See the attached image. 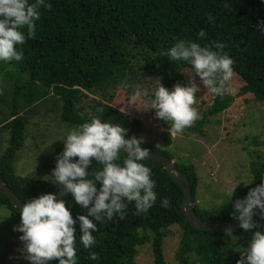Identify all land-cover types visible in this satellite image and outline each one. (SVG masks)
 <instances>
[{"label":"trees","instance_id":"1","mask_svg":"<svg viewBox=\"0 0 264 264\" xmlns=\"http://www.w3.org/2000/svg\"><path fill=\"white\" fill-rule=\"evenodd\" d=\"M187 47L201 55L200 68L186 58ZM139 50L152 57L148 68L160 77L161 92L150 98L160 107L166 130L162 147L140 140L141 120L111 104L110 90L137 75L133 58ZM187 67L216 85L229 68L244 84L236 95L217 93L201 119L183 122L170 116V98L173 86L198 95L183 75ZM9 81L8 98L2 82ZM0 85V107L9 105L0 118V128L9 130L0 176L25 203L37 206L78 177L87 152L105 135L174 160L166 149L172 131L203 134L207 118L233 108L237 96L264 102V0H0ZM97 91L103 102L99 110L95 100L94 120L79 105ZM51 93L59 102L60 119L76 130L72 165L65 180L55 183L15 171L27 138L28 112L36 109L37 98ZM24 109L28 112L21 113ZM175 164L187 176L196 213L205 220H233L264 197V159L252 163L251 185L206 213L197 203L194 164ZM183 195L161 163L134 157L115 144L103 145L81 185L46 211L61 212L58 244L47 264H136L138 246L148 241L154 264H167L163 239L173 225L182 229L177 252L181 264H189L192 254L199 264H225L238 255L222 250L221 238L232 236L241 238L235 245L245 264H264V209L234 231L207 232L183 214ZM1 206L35 217L21 213L2 192Z\"/></svg>","mask_w":264,"mask_h":264},{"label":"rangeland","instance_id":"2","mask_svg":"<svg viewBox=\"0 0 264 264\" xmlns=\"http://www.w3.org/2000/svg\"><path fill=\"white\" fill-rule=\"evenodd\" d=\"M186 58L201 67V55L191 48L186 49ZM133 62L136 76L131 82H124L109 95L111 104L130 118L141 120L142 132L139 139L162 147L166 130L160 122V107L155 106L150 96L159 94L160 77L152 65V57L143 50L134 52ZM198 90L197 96H190L180 86H173L170 98V116L180 121L201 119L209 109L213 97L217 94L236 95L243 86L237 74L227 69L218 85L208 81L204 75H198L189 67L182 69ZM9 98L12 82L3 83ZM1 84V85H2ZM0 85V86H1ZM247 95L237 96L233 108L207 118L203 134L173 133L172 142L166 149L176 162L194 164L199 188L197 203L202 212H213L223 202L237 196L239 189L253 182L252 163L264 159V102L250 101ZM36 109L28 112L29 122L26 128L24 147L18 151L15 171L18 175L49 182L65 180L74 158L76 140L75 126L60 119V107L51 94L46 99L37 98ZM102 109L100 91L88 94L79 107L89 117L98 119L97 108ZM248 102V103H247ZM237 103L239 106L237 107ZM9 105L0 107V118L8 112ZM27 109V108H26ZM26 109L21 110V113ZM9 130L0 128V155L8 146ZM61 212H44L27 218L16 215L8 207H0V264H47V257L57 246ZM163 239V251L167 264H181L177 259L182 238V229L178 225L168 228ZM239 236L222 237V250L226 254L238 255L225 261V264H245L239 256L240 249L235 244ZM254 243H260L254 237ZM241 242V241H240ZM239 256V257H238ZM189 264H199L195 254ZM136 264H154L152 242L138 246Z\"/></svg>","mask_w":264,"mask_h":264},{"label":"water","instance_id":"3","mask_svg":"<svg viewBox=\"0 0 264 264\" xmlns=\"http://www.w3.org/2000/svg\"><path fill=\"white\" fill-rule=\"evenodd\" d=\"M110 143L121 147L134 157L141 159H152L161 163L164 169L168 172L169 176L182 188L184 194L182 200L183 214L185 215L189 223L199 230L207 232H231L239 228L244 223L253 220L256 216L263 212L264 197L259 200L248 212L233 220L225 222H211L209 220L201 218L196 213V210L194 208L193 193L188 178L181 170L176 167L174 160L170 159L168 156L160 152L136 148L127 140L116 135H105L95 141L85 156L83 166L78 177L69 185L60 188L54 196L37 206H31L25 203L5 182V180L1 178V176L0 192L7 196L11 200L13 205L25 215L37 216L43 212H46L53 206H55L65 195L81 185L86 175L88 174L95 152L103 145Z\"/></svg>","mask_w":264,"mask_h":264},{"label":"crops","instance_id":"4","mask_svg":"<svg viewBox=\"0 0 264 264\" xmlns=\"http://www.w3.org/2000/svg\"><path fill=\"white\" fill-rule=\"evenodd\" d=\"M173 133H175V132H173Z\"/></svg>","mask_w":264,"mask_h":264},{"label":"clouds","instance_id":"5","mask_svg":"<svg viewBox=\"0 0 264 264\" xmlns=\"http://www.w3.org/2000/svg\"><path fill=\"white\" fill-rule=\"evenodd\" d=\"M44 213V212H43Z\"/></svg>","mask_w":264,"mask_h":264}]
</instances>
